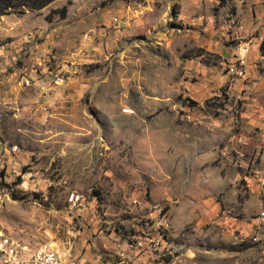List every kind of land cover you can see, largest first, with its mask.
Listing matches in <instances>:
<instances>
[{
	"label": "rangeland",
	"instance_id": "374dc122",
	"mask_svg": "<svg viewBox=\"0 0 264 264\" xmlns=\"http://www.w3.org/2000/svg\"><path fill=\"white\" fill-rule=\"evenodd\" d=\"M34 2L0 0V42L33 35L17 67L37 70L0 80V230L27 257L49 248L91 264H264V224L240 226L238 210L254 196L253 219L264 211V168L223 181L250 173L228 167L239 153L222 155L228 131L241 130L224 122L241 106L201 73L225 67L207 46L231 32L233 0ZM73 192L85 198L74 210Z\"/></svg>",
	"mask_w": 264,
	"mask_h": 264
},
{
	"label": "crops",
	"instance_id": "0c3cea01",
	"mask_svg": "<svg viewBox=\"0 0 264 264\" xmlns=\"http://www.w3.org/2000/svg\"><path fill=\"white\" fill-rule=\"evenodd\" d=\"M233 5L236 8L235 14L232 15L231 19L225 20L223 25L224 31L231 29V32L228 35L225 32L222 34L224 40L220 42L223 44L220 45V42H218L215 45L208 44L207 46V49L221 59V65L225 67L207 64L203 66L201 73L205 84L212 83L210 87L206 88L207 90L214 89V87H224L231 97L233 105L239 103L241 106L237 111L236 120L230 118L224 122L230 129L236 126L241 130L238 133L228 131L231 142L230 148H224L222 155L229 159V149L239 153L240 156L233 158L228 167L230 168L231 165L234 168L237 166L245 167L250 170V173L234 172L232 177L225 176L223 181H235L244 177L251 182L252 178L257 176L256 174H262L260 168H264V63L262 62L264 56V0H233ZM230 39H238L239 42L237 44L230 43ZM29 43H32V41L28 37L9 42V51L0 53V80L9 78L8 76L12 70H15L16 73L14 74L29 70L30 77L36 74L37 70L34 67H17L19 61H21L19 59L23 58L21 52L29 47ZM244 45H249L250 48L246 60V74L243 77L233 76L228 72V68L235 61L239 49ZM197 67L199 66H190L187 63L188 69H197ZM229 113L225 111V114L232 116ZM243 142L244 144H242ZM245 150L249 154L247 158ZM253 155L260 156L258 163L260 167H257V169L255 168L256 158ZM224 164H228V162ZM230 186L231 190L229 192L238 193L239 190L236 189L235 185L230 184ZM249 187H251L250 183ZM261 190V187L258 186L251 191L255 193V191L260 192ZM262 208L261 202L254 196H250L244 204H239V213L244 214L243 218L246 222L240 221L239 225L245 226L246 224V226L252 228L253 216L259 213ZM235 224H238V219H235Z\"/></svg>",
	"mask_w": 264,
	"mask_h": 264
},
{
	"label": "built area",
	"instance_id": "2783aa9c",
	"mask_svg": "<svg viewBox=\"0 0 264 264\" xmlns=\"http://www.w3.org/2000/svg\"><path fill=\"white\" fill-rule=\"evenodd\" d=\"M33 35L28 36V38H33ZM23 41V40H21ZM9 43L0 42V53H6L9 51ZM238 55L235 57V61L229 66L228 72L233 76L243 77L246 74L247 69V57L250 53L249 45H245L239 49ZM262 62L264 63V56L262 57ZM31 78H27L26 84L30 85ZM33 80V78H32ZM54 82L57 85H62L64 83V77L60 74H55ZM221 95L223 92L220 91ZM214 101V100H213ZM123 112L125 114H134V110L130 108H124ZM191 113L189 112L186 117L191 118ZM12 153L19 152V147L14 146L12 148ZM14 164V161L11 162ZM85 198L83 195L73 192L68 197V206L71 209H78L84 206ZM253 226L256 230L261 229L264 224V211L261 212L256 218L253 219ZM256 241V239H255ZM0 264H91L85 260H73L70 257L63 255L60 251L55 249L44 248L37 253L27 257L24 255L23 250L20 249L12 238L8 237L4 232L0 230ZM104 264V263H98Z\"/></svg>",
	"mask_w": 264,
	"mask_h": 264
},
{
	"label": "trees",
	"instance_id": "16d2710c",
	"mask_svg": "<svg viewBox=\"0 0 264 264\" xmlns=\"http://www.w3.org/2000/svg\"><path fill=\"white\" fill-rule=\"evenodd\" d=\"M34 4L31 5L30 7H32L33 9H42L46 6H48L49 4H51L54 0H34ZM193 104H195L194 102H192Z\"/></svg>",
	"mask_w": 264,
	"mask_h": 264
}]
</instances>
